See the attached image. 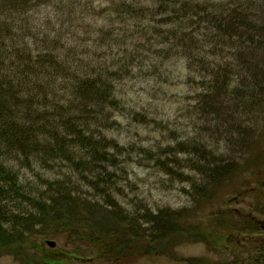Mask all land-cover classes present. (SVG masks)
I'll use <instances>...</instances> for the list:
<instances>
[{"label":"trees","instance_id":"1","mask_svg":"<svg viewBox=\"0 0 264 264\" xmlns=\"http://www.w3.org/2000/svg\"><path fill=\"white\" fill-rule=\"evenodd\" d=\"M231 1L226 5L221 1L200 0H0V254L12 251L21 256L20 244L28 234L23 227L27 225L30 233H34L39 225H56L61 232L69 229V235L79 233L75 229L82 226L89 229L90 236L86 238L89 251L96 247L102 256L111 254L118 260L152 252L162 254L153 248V244L168 238V235L153 236L145 231L132 235L129 227H138L128 223L130 220L114 211L110 203L95 200L94 204L109 207L97 206L94 212H90L93 209L90 207L85 213L73 205L81 203L74 193L77 187H83L82 182L88 181L89 186L100 193H110L107 188L115 184L116 175L107 168L121 163L117 162L119 153L108 151V148L118 144L104 131L118 125L115 112L122 106L115 89L122 70L105 58L106 53L91 54L92 49L99 48L86 49L90 47L89 40L71 45L62 38H53L51 31L43 33L41 38L37 32H32L30 13L49 8L60 15L63 24L69 22L68 15L84 27L93 23L88 18L90 15H117L123 23L134 20L133 26L142 28L140 41L144 46L150 39L149 25L139 26L137 21L172 17L171 22L181 23V27L174 32L168 31L165 43L181 48L182 52H190L194 62L199 61L211 75L200 99L204 96L212 113L217 115L221 110L232 112L239 108L248 115L252 113L255 119L258 111H253L251 106L257 107L264 102V22L259 18L264 0ZM103 2L106 5L102 7ZM233 3L236 5L232 7ZM243 14L252 17L248 20V28L237 23ZM47 20L53 21L50 15ZM97 30L100 35L95 40L100 45L108 44V38L113 35L114 44L125 40L113 25L99 26ZM198 30H204L206 35L199 38L195 34ZM205 43L213 46V54L220 49H231L230 54H234L236 47L242 54L245 50L255 49L254 56L261 62L242 66V74H247L246 68L251 70L250 78L243 75L237 79L238 83L230 82L229 75L235 68L233 62H227L223 67V63L208 61L206 55L196 60L200 46L203 50L210 48ZM109 47L114 49L112 44ZM258 150L254 142L253 160L256 163L253 170L260 171L264 151L257 155ZM218 159L207 163L203 157L192 159L205 177L203 185L194 184L191 189L198 204H212L228 197L226 202L230 203L236 196L247 193L238 191L232 197V193L222 197L217 186L234 187L236 174L250 167L251 161L226 168L230 158L222 155ZM214 163L215 170L208 168L206 171V167ZM64 167L67 168L65 174L61 173ZM21 169H31L40 181L35 185L26 184L21 180ZM42 170L57 176L47 180ZM60 175L64 180L59 178ZM74 176H79V185L73 181ZM258 178L262 183L259 174ZM262 187L257 194L260 199L264 183ZM18 201L33 208L26 206V209ZM261 203L264 206V201ZM242 211L217 208L209 215L208 220L214 224L210 228L199 220H190L189 226L184 228L178 215L165 213L170 215L173 233L179 240L205 241L217 250L220 248L216 244L230 246L232 243L233 258L212 264H264V218ZM244 237L245 240L241 239ZM80 238L77 240H82ZM145 238L152 244L142 246ZM61 255L63 260L68 257L78 259L81 253L62 250ZM43 258L45 264H52L48 261H55L57 256L45 254ZM184 260L188 264H211L203 257ZM29 264L34 262L30 260Z\"/></svg>","mask_w":264,"mask_h":264},{"label":"rangeland","instance_id":"2","mask_svg":"<svg viewBox=\"0 0 264 264\" xmlns=\"http://www.w3.org/2000/svg\"><path fill=\"white\" fill-rule=\"evenodd\" d=\"M200 1H221L226 5L233 2L231 0ZM96 3L100 4L99 1ZM105 5L106 3L103 2L102 7ZM235 5L236 3H233L232 7ZM263 8L264 6L260 8L259 13L262 22H264ZM30 15L32 32L35 34L37 32L41 38L43 33L51 31L53 38H62L71 45L89 40L90 47H85L86 49L99 48L92 49L91 54L106 53L105 58L122 70L115 89L116 97L122 106L115 112L118 125L104 131L108 138H112L118 144L116 147L108 148V151L119 153L117 162L121 163L107 168L113 170L112 173L116 175L115 184L107 188L110 193H100L89 186L88 181H84L83 187H77L74 193L81 203H73V205L84 210L85 213L90 207L93 208L90 212L101 206L109 207L102 203L96 205L93 203L95 200L110 203L114 211L123 214L131 221L128 223L138 227V229L129 227L132 235H140L145 231L153 236L168 235V238L153 244V248L156 247L162 254L152 252L118 260L111 254L102 256L96 247L89 251V243L86 241L90 236L89 229L82 226L75 229L79 233L69 235V229L61 232L56 225L49 227L39 225L34 229V233H30L31 229L29 230L27 225L23 227L28 234L20 244L21 256L12 251L0 254V264H29L30 260L34 264H45L43 258L45 254L57 256L55 261H48L52 264H188L184 258L192 257L206 258L211 264L231 260L234 255L231 252L232 243L230 246L216 244V247L220 248L217 250L205 241L179 240L178 235L173 233L174 226L169 221L170 215L165 212L178 215L179 223L185 226L184 228L189 226L190 220L193 222L199 220L202 225L210 228L214 224L208 220L209 215L217 208L241 209L264 218V206L261 203L264 201V193L261 194L263 200L257 197L259 190L263 189L264 164L261 165L260 171L253 170L256 163L253 160L254 142L259 149L257 155L264 151V102L261 101L258 104L260 106L257 107L251 106L253 111H258L255 119L252 113L248 115L239 108H234L232 112L221 110L220 115L212 113L213 110L204 101V96L203 100L200 99L207 88V80L211 78L208 70L199 61L194 62L190 52H182L181 48H175L164 41L169 36L166 34L168 31L174 32L181 27V23L171 22L172 17L159 16L155 21L148 19L137 21L139 26L149 25L150 39L146 40L144 46L140 41L142 28L134 27V20L123 23L117 15L114 17L106 14L90 15L88 18L93 23H89L86 27L80 26V21H73L74 17L68 15L69 22L63 24L62 19H59L60 15L50 11L49 8ZM49 15L53 19L52 23L47 20ZM249 18L252 17L243 14L237 23L248 28ZM103 25L107 28L113 25L116 32H120L125 40L114 44L115 35H113L108 38V44L100 45L95 39L100 35L97 28ZM195 34L199 38L206 35L204 30H198ZM38 44L41 42L39 41ZM110 44L113 50L109 47ZM254 45H257L256 41ZM205 46L210 48L203 50L200 46L196 60L206 55L208 61L223 63V67L227 62H233L235 68L229 75L230 82L238 83L237 79L243 75L245 78H250L251 70L246 68L247 74H242V66H248L249 62L254 64L261 62L254 56L255 49L245 50V54H242L236 47L234 54H230L231 49H220V52L213 54L211 52L213 46L209 43H205ZM222 155L230 158L226 168L248 161H251V166L241 172L238 171L234 187L218 185L219 194L223 197L232 193L230 196L232 197L238 191L247 193L242 197L236 196L230 203L226 202L228 197L216 200L212 204H198L191 195V189L194 184L203 185L205 177L192 159L200 160L203 157L206 163L215 162ZM208 168L215 170L216 164L207 166L206 171ZM65 171H67L66 167L61 173L65 174ZM19 174L26 184L35 185L40 181L38 175L31 169H21ZM42 174L47 180L57 176L54 172L45 170H42ZM258 174L262 178V183ZM59 178L63 179L64 176L60 175ZM73 181L79 185L81 180L79 176H74ZM18 202L23 207L33 208L28 203ZM9 223L13 222L9 221ZM79 237L82 240H77ZM241 239L245 240V237ZM47 240H54L56 246H49ZM142 244L147 247L152 243L145 238ZM62 250L69 253L78 251L81 255L78 259L68 257L63 260Z\"/></svg>","mask_w":264,"mask_h":264},{"label":"water","instance_id":"3","mask_svg":"<svg viewBox=\"0 0 264 264\" xmlns=\"http://www.w3.org/2000/svg\"><path fill=\"white\" fill-rule=\"evenodd\" d=\"M47 244L51 247H55L56 246V242L54 240H47Z\"/></svg>","mask_w":264,"mask_h":264}]
</instances>
